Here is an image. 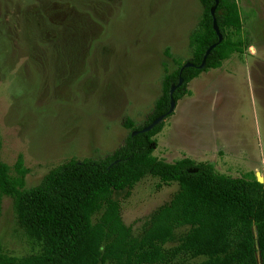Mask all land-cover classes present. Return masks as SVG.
Masks as SVG:
<instances>
[{
	"label": "rangeland",
	"instance_id": "374dc122",
	"mask_svg": "<svg viewBox=\"0 0 264 264\" xmlns=\"http://www.w3.org/2000/svg\"><path fill=\"white\" fill-rule=\"evenodd\" d=\"M236 2L242 37L252 46L189 83L155 136L154 156L263 179L264 0ZM202 15L200 0H0V162L9 174H23L26 187H34L70 159L114 151L130 132L125 118L143 124L165 75L193 56L190 35ZM159 184L147 176L114 193L134 237L145 234L179 189ZM189 229H179L166 247L178 245ZM0 243L15 257L41 249L7 195Z\"/></svg>",
	"mask_w": 264,
	"mask_h": 264
},
{
	"label": "trees",
	"instance_id": "16d2710c",
	"mask_svg": "<svg viewBox=\"0 0 264 264\" xmlns=\"http://www.w3.org/2000/svg\"><path fill=\"white\" fill-rule=\"evenodd\" d=\"M203 15L190 35L194 48L187 62L168 72L162 93L143 124L126 117L130 130L121 144L99 158L70 159L50 170L34 187H26L23 174L11 176L0 162V217L2 196L14 199L20 226L38 242V253L15 257L0 243V264H264V183L253 178H234L217 172L209 162L183 158L167 162L154 156L158 135L165 122L151 131L132 135L150 125L170 109L172 85L179 101L188 93L189 83L202 72L216 69L234 53L252 46L242 37L243 20L236 0H200ZM223 40L219 41L212 9ZM235 36L237 38L235 39ZM147 176L162 184L177 183L172 200L157 209L150 227L134 237L132 227L122 218L116 191L130 190ZM189 227L178 245L176 232ZM205 257L191 263L189 259Z\"/></svg>",
	"mask_w": 264,
	"mask_h": 264
},
{
	"label": "water",
	"instance_id": "95a60500",
	"mask_svg": "<svg viewBox=\"0 0 264 264\" xmlns=\"http://www.w3.org/2000/svg\"><path fill=\"white\" fill-rule=\"evenodd\" d=\"M216 3L218 4V0H216ZM215 10H216V6L212 9V15L214 16V28L218 34V37H219V41L216 43V44H213L207 51H206V54L203 58V61H202V64L200 65V69H203L205 68L206 66V61H207V57L209 56V54L211 53V51L219 44L222 42L223 40V35L220 33V30H219V27H218V24H217V20L215 18ZM194 66L193 63L191 62H187L185 63L182 68H181V72L187 68V67H192ZM184 82V79L180 76L179 78V82L178 84H174L172 85L171 87V90H170V95H171V102H170V109L169 111L166 113V114H163L161 116H159L158 118H156L150 125H148L147 127L143 128L142 130L140 131H133L132 135H137L139 133H145V132H148V131H151L156 125H158L159 123L163 122L169 115H171L176 107H177V101L176 99L174 98V92L183 84ZM257 180L261 183H263L262 180H260V177L258 175L257 177Z\"/></svg>",
	"mask_w": 264,
	"mask_h": 264
},
{
	"label": "crops",
	"instance_id": "0c3cea01",
	"mask_svg": "<svg viewBox=\"0 0 264 264\" xmlns=\"http://www.w3.org/2000/svg\"><path fill=\"white\" fill-rule=\"evenodd\" d=\"M155 152V151H154ZM259 172H260V170H259ZM260 173H262V176H263V183H264V173L263 172H260ZM258 174V173H257Z\"/></svg>",
	"mask_w": 264,
	"mask_h": 264
},
{
	"label": "bare ground",
	"instance_id": "6f19581e",
	"mask_svg": "<svg viewBox=\"0 0 264 264\" xmlns=\"http://www.w3.org/2000/svg\"><path fill=\"white\" fill-rule=\"evenodd\" d=\"M260 180H262V181H263L262 177H260Z\"/></svg>",
	"mask_w": 264,
	"mask_h": 264
}]
</instances>
